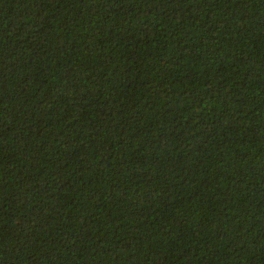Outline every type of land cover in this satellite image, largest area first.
Wrapping results in <instances>:
<instances>
[{"label": "trees", "instance_id": "obj_1", "mask_svg": "<svg viewBox=\"0 0 264 264\" xmlns=\"http://www.w3.org/2000/svg\"><path fill=\"white\" fill-rule=\"evenodd\" d=\"M0 264H264V0H0Z\"/></svg>", "mask_w": 264, "mask_h": 264}]
</instances>
